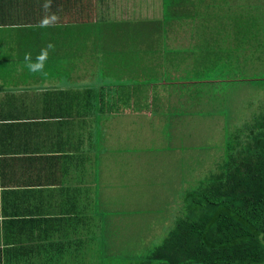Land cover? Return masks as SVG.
I'll return each instance as SVG.
<instances>
[{
	"label": "crops",
	"instance_id": "1",
	"mask_svg": "<svg viewBox=\"0 0 264 264\" xmlns=\"http://www.w3.org/2000/svg\"><path fill=\"white\" fill-rule=\"evenodd\" d=\"M43 2L0 0V264H100V252L149 247L136 204L177 202L150 198L130 151L152 133L151 107L189 104L144 79L189 70L176 52L207 43L213 24L189 14L223 0H52L58 24L40 28ZM48 43L47 75L30 73L25 53Z\"/></svg>",
	"mask_w": 264,
	"mask_h": 264
},
{
	"label": "rangeland",
	"instance_id": "2",
	"mask_svg": "<svg viewBox=\"0 0 264 264\" xmlns=\"http://www.w3.org/2000/svg\"><path fill=\"white\" fill-rule=\"evenodd\" d=\"M167 5L181 6L175 0H167ZM194 16V13L189 17L184 14L180 19L213 22L204 33L209 41L176 52L190 53L189 70L177 69L174 75L155 76L151 83L156 89L168 91L167 96L181 97L189 107L185 104L151 107L152 133L134 140L130 151L138 155L139 164L144 167V179L151 184L150 198L169 196L177 201L183 183L187 191L198 187L199 175L209 170V174L216 172L214 165L223 159L226 136L231 138L237 128L249 125L264 107V0H223V6L214 5L208 15L197 20ZM194 28L195 23L186 30ZM187 151H192L189 155L192 166L185 156ZM115 174L119 180L123 179V173ZM174 202L165 213L155 209L164 207L163 203H150L146 209L136 204L133 216L150 217L145 220L147 224L138 226L151 228L150 236L143 241L139 238L138 243L147 239L152 241L150 246L143 252L133 247L130 252L133 255L127 259L111 258L103 251L100 264H139L141 258L165 239L169 229L161 220L170 213L175 215L178 203Z\"/></svg>",
	"mask_w": 264,
	"mask_h": 264
},
{
	"label": "trees",
	"instance_id": "3",
	"mask_svg": "<svg viewBox=\"0 0 264 264\" xmlns=\"http://www.w3.org/2000/svg\"><path fill=\"white\" fill-rule=\"evenodd\" d=\"M155 76L144 81L151 84ZM253 119L226 136L216 172L199 175L192 190L183 183L175 215L163 219L165 239L139 264H264V107ZM132 255L124 248L116 258Z\"/></svg>",
	"mask_w": 264,
	"mask_h": 264
},
{
	"label": "clouds",
	"instance_id": "4",
	"mask_svg": "<svg viewBox=\"0 0 264 264\" xmlns=\"http://www.w3.org/2000/svg\"><path fill=\"white\" fill-rule=\"evenodd\" d=\"M41 6L45 12V15L39 21V27L40 28L56 27L60 17L57 12L51 11L52 0H44ZM54 47L55 46L52 43H48L45 47L40 49V51L35 56L34 60L32 57V53L26 52L24 55L26 69L30 73L46 76L47 75L45 71L46 63L49 58L50 51L54 50Z\"/></svg>",
	"mask_w": 264,
	"mask_h": 264
}]
</instances>
